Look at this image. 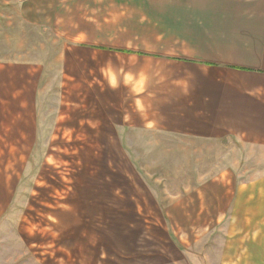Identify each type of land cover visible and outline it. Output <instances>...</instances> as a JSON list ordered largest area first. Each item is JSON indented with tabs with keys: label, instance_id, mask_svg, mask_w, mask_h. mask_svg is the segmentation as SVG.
Segmentation results:
<instances>
[{
	"label": "crops",
	"instance_id": "obj_1",
	"mask_svg": "<svg viewBox=\"0 0 264 264\" xmlns=\"http://www.w3.org/2000/svg\"><path fill=\"white\" fill-rule=\"evenodd\" d=\"M47 15L82 46L96 139L135 158L191 141L159 166L164 187L140 179L128 200H197L199 224L231 238L223 264H264V0H69Z\"/></svg>",
	"mask_w": 264,
	"mask_h": 264
},
{
	"label": "rangeland",
	"instance_id": "obj_2",
	"mask_svg": "<svg viewBox=\"0 0 264 264\" xmlns=\"http://www.w3.org/2000/svg\"><path fill=\"white\" fill-rule=\"evenodd\" d=\"M38 1L0 0V264H223L231 238L223 221L199 224L197 200H128L140 179L164 187L159 166L182 164L191 141L135 158L115 155L128 141L96 139L82 46L47 23L69 0Z\"/></svg>",
	"mask_w": 264,
	"mask_h": 264
}]
</instances>
